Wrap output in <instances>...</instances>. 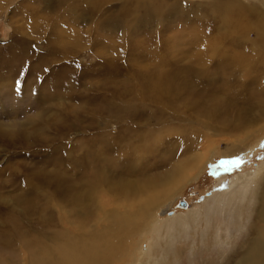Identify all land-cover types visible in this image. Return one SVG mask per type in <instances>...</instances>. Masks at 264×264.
I'll return each mask as SVG.
<instances>
[{
    "label": "rangeland",
    "instance_id": "obj_1",
    "mask_svg": "<svg viewBox=\"0 0 264 264\" xmlns=\"http://www.w3.org/2000/svg\"><path fill=\"white\" fill-rule=\"evenodd\" d=\"M144 1L156 15L162 0ZM238 1L254 15L241 13L225 39L220 0H166L165 17L143 25L132 21L142 15L135 0H98L86 24L67 0H0V264H23L25 245H49L74 210H92L91 225L106 218L105 189L196 154L208 164L186 172L132 259L243 263L251 218L212 199L264 158V0ZM234 119L262 120L239 144L226 126ZM80 195L86 207L72 203ZM193 208L202 214L194 224L170 223Z\"/></svg>",
    "mask_w": 264,
    "mask_h": 264
},
{
    "label": "bare ground",
    "instance_id": "obj_2",
    "mask_svg": "<svg viewBox=\"0 0 264 264\" xmlns=\"http://www.w3.org/2000/svg\"><path fill=\"white\" fill-rule=\"evenodd\" d=\"M67 1L69 4L66 8L67 12L69 13L70 10L75 12V20L81 18V22L85 24L88 22L85 14H89V17H91L98 2V0H80L76 3L77 6H74L71 5L69 0ZM164 2L166 4V0H162L157 9L158 15H155L144 0H135L133 3L135 14L137 10L141 11L142 15L138 16L136 20L133 16L132 21L137 25H143L150 23L153 16L158 20L164 18ZM253 6H245L238 0H220V6L217 9H220V15L222 14V16L220 23H218V31L222 34V38L235 35L233 31L238 29V24L243 18V16H240L241 13L248 11L251 14L248 17H252L255 9ZM175 12V9L171 12L168 10L167 14H174ZM67 20L71 21L72 18ZM229 39L232 38L229 37ZM242 41H247V39L244 38ZM261 44L264 45V39L261 40ZM213 45L215 44L213 43ZM211 48L215 49L213 46ZM259 120L262 119H234L232 123L229 121L226 126L232 133L237 132L236 135L239 136L236 137L239 144H242L249 138L251 139L252 136H250L248 128L251 129ZM239 147L240 145H236L232 149L229 148L232 151L227 148L228 150H224L223 154L228 157L233 156L238 153L235 150ZM239 154L242 155L240 151ZM207 164V157L196 154L192 159H185L176 163L170 170L171 172L163 173L164 175L155 178H141L137 182L124 181L113 187L114 189L111 188V191L105 189L102 193H100V185H96L98 189L95 187L90 196H96V193H100L99 197L102 196L108 202H112V212L106 218L104 216L103 218L98 217L96 224L91 225L89 224V216H91L92 210L86 214H83L79 209L74 210L75 219L72 220L64 216V221L69 226L52 232L49 237V245H39L38 242L34 245L29 243L25 245L24 252L26 256L23 264H138L135 260L136 256L133 259L132 256L139 252L142 242L146 240L140 239L137 243L138 237L141 233L142 235L150 231L156 233L159 230L160 224L155 225L156 222L154 221L159 217L158 211L159 207L163 205V201L169 199L172 193L179 189L180 186L177 185L186 179L188 170L198 172L202 165ZM224 184L225 186H223L220 194L212 198L213 201L231 207L235 216L242 219L246 216L251 218L247 226L249 234L247 244H251L247 248L250 247L252 252H245L242 255V264H264V237L258 238L259 236L254 233L257 229H260L258 226L264 228V159L256 168L238 174L231 181H226ZM89 197L80 195L75 199L73 198L72 203L75 206L83 205V207H86L85 204ZM120 206L123 209H120ZM198 215L200 217L202 214L197 208H193L188 210L184 216L177 213L178 217L172 218L170 223L178 226V222H183L185 219L194 224L198 219H196ZM60 220L62 221V219ZM66 222L64 223L66 224ZM164 223L166 222H161L162 225ZM162 253L160 258H163ZM153 259L150 258V261L141 262V264H159Z\"/></svg>",
    "mask_w": 264,
    "mask_h": 264
},
{
    "label": "snow or ice",
    "instance_id": "obj_3",
    "mask_svg": "<svg viewBox=\"0 0 264 264\" xmlns=\"http://www.w3.org/2000/svg\"><path fill=\"white\" fill-rule=\"evenodd\" d=\"M262 147H264V145H262ZM242 159V158H241ZM262 159H264V158H262Z\"/></svg>",
    "mask_w": 264,
    "mask_h": 264
}]
</instances>
